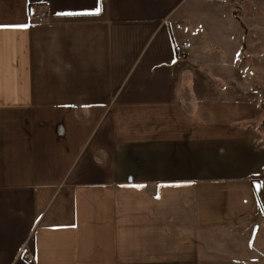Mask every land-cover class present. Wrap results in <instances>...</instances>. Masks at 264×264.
Instances as JSON below:
<instances>
[{"label":"crops","instance_id":"0c3cea01","mask_svg":"<svg viewBox=\"0 0 264 264\" xmlns=\"http://www.w3.org/2000/svg\"><path fill=\"white\" fill-rule=\"evenodd\" d=\"M188 1L0 0V264H264V110Z\"/></svg>","mask_w":264,"mask_h":264},{"label":"rangeland","instance_id":"374dc122","mask_svg":"<svg viewBox=\"0 0 264 264\" xmlns=\"http://www.w3.org/2000/svg\"><path fill=\"white\" fill-rule=\"evenodd\" d=\"M187 6L199 15L193 30L184 35L186 45L203 58L237 62L243 78L254 87L248 91L244 82L245 98L259 99L264 110V0H190ZM257 132L264 140V120ZM252 233L255 238L247 255L264 261V211Z\"/></svg>","mask_w":264,"mask_h":264},{"label":"built area","instance_id":"2783aa9c","mask_svg":"<svg viewBox=\"0 0 264 264\" xmlns=\"http://www.w3.org/2000/svg\"><path fill=\"white\" fill-rule=\"evenodd\" d=\"M46 18H47L46 13H41V15L39 16L37 21L39 23H44ZM175 53L180 58H184L186 56L185 50L179 46L176 47ZM21 257L27 264H33L34 263L33 256L31 254L30 250L28 249V247L23 248V250L21 252Z\"/></svg>","mask_w":264,"mask_h":264},{"label":"snow or ice","instance_id":"6c2138e0","mask_svg":"<svg viewBox=\"0 0 264 264\" xmlns=\"http://www.w3.org/2000/svg\"><path fill=\"white\" fill-rule=\"evenodd\" d=\"M0 27L25 28V27H27V25H12V26H0ZM137 187H142V186L138 185Z\"/></svg>","mask_w":264,"mask_h":264}]
</instances>
